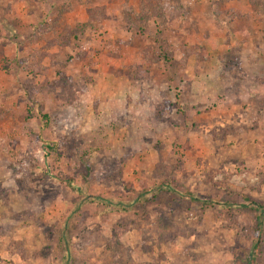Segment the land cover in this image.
I'll return each mask as SVG.
<instances>
[{
  "label": "rangeland",
  "instance_id": "obj_1",
  "mask_svg": "<svg viewBox=\"0 0 264 264\" xmlns=\"http://www.w3.org/2000/svg\"><path fill=\"white\" fill-rule=\"evenodd\" d=\"M46 2L0 0V264H264V0Z\"/></svg>",
  "mask_w": 264,
  "mask_h": 264
},
{
  "label": "crops",
  "instance_id": "obj_2",
  "mask_svg": "<svg viewBox=\"0 0 264 264\" xmlns=\"http://www.w3.org/2000/svg\"><path fill=\"white\" fill-rule=\"evenodd\" d=\"M45 3H47L46 0H42V1L36 0V4L35 3L31 4L34 6V10H33V13H30L28 16H30L31 18H34V20H32L31 22L32 24L38 23L37 20L40 21L42 18L46 16V14H43ZM50 5H51V2H50ZM45 13H47V10Z\"/></svg>",
  "mask_w": 264,
  "mask_h": 264
},
{
  "label": "trees",
  "instance_id": "obj_3",
  "mask_svg": "<svg viewBox=\"0 0 264 264\" xmlns=\"http://www.w3.org/2000/svg\"><path fill=\"white\" fill-rule=\"evenodd\" d=\"M261 215L257 217V226L254 228V234L257 238H259V229H258V226L259 224L261 223ZM259 247V241L257 240L255 243H254V246H253V250L250 251V253L247 255V258H246V262L247 264H255V255H254V252L255 250Z\"/></svg>",
  "mask_w": 264,
  "mask_h": 264
}]
</instances>
